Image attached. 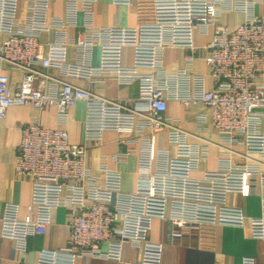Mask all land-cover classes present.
I'll return each instance as SVG.
<instances>
[{
	"label": "built area",
	"instance_id": "1",
	"mask_svg": "<svg viewBox=\"0 0 264 264\" xmlns=\"http://www.w3.org/2000/svg\"><path fill=\"white\" fill-rule=\"evenodd\" d=\"M52 1L0 0V117L12 105H54L58 111V125L34 118L21 126L15 170L32 183V201L25 218L17 203L6 204L2 235L25 249L31 235L46 232L58 208H68L69 214L67 243L44 248L36 262L24 264H76L85 256L121 260L125 244L142 246L149 240L153 198L164 202L162 244L205 222L249 225L251 235L263 239L264 15L256 8L264 0H153L152 22L108 27L95 24L98 0H66L64 15L51 13ZM223 12L241 13L244 19L230 26L219 21ZM80 13L84 19L77 35H66L69 26L79 24ZM43 31L57 34L52 45H77V60L61 63L58 74L50 71ZM196 31L212 35L201 46L203 55L194 53ZM97 45L100 61L94 64ZM127 45L133 48L131 65L123 60ZM171 45L191 49L176 72L164 62ZM196 58L209 65L210 82L206 73L195 71ZM14 70L22 73L15 85ZM107 73L120 83L137 82L138 94L126 99L102 94L96 83ZM70 76L86 79L88 86L71 82ZM79 101L86 103L81 143L71 140L66 127ZM172 101L197 111L193 129L168 112ZM107 130L118 133L124 148L102 156L92 168L86 163L88 146L102 143ZM162 132L165 146L159 143ZM136 149L135 187L126 191L123 172L109 162H126ZM214 152L217 167L195 175ZM248 186L260 195L259 215L228 203L231 192L243 194ZM242 264H257L256 257L244 256Z\"/></svg>",
	"mask_w": 264,
	"mask_h": 264
},
{
	"label": "crops",
	"instance_id": "2",
	"mask_svg": "<svg viewBox=\"0 0 264 264\" xmlns=\"http://www.w3.org/2000/svg\"><path fill=\"white\" fill-rule=\"evenodd\" d=\"M256 11L264 15V1L257 5ZM51 13L64 15L66 13V0H53ZM155 17L153 0H132L131 3H116L114 0H98L94 4V21L97 26H134L141 23L152 22ZM84 15L79 14V24L69 26L66 35L74 37L83 23ZM244 19V14L237 12H223L219 21L234 26ZM211 34L195 32L194 49L196 55L206 52L201 49L211 40ZM4 34L0 33V39ZM57 37L56 33L43 31L41 39L44 41V51L51 57L52 73H59V66L65 61H76L78 48L75 43L52 45ZM191 49L182 46H168L165 50L164 62L169 72H176L184 66L185 55ZM92 59L94 64L100 61V47L94 48ZM124 63H133V48L127 45L124 49ZM5 69H9L5 64ZM195 71L204 72L211 81L210 67L199 58L195 59ZM12 84L15 85L22 77L20 71H12ZM71 82L88 86L86 79L70 76ZM103 81L96 83L99 91L108 97L126 99L138 94L137 82L120 83L114 74L107 73ZM168 112L179 119L181 125L188 129L194 128V119L197 111L186 109L179 101H172ZM86 114L85 101H79L70 111L69 129L73 142L85 141L84 119ZM39 118L46 126L58 125V111L56 106H46L39 109L33 105H12L6 117H0V264H24L37 261L39 252L44 248H57L65 245L69 236L67 222L69 219L68 208L60 207L54 213L53 222L47 227L45 233H35L28 238L25 249L18 247L16 240L2 235V217L7 203H17L20 207V217L25 218L32 201V183L27 179H21L15 170L16 149L21 140V126ZM206 134V133H205ZM208 134V133H207ZM118 133L113 130L105 132L104 140L99 144H90L87 149L86 163L92 168L99 166L101 157L110 155L124 148L118 141ZM159 143L166 145L165 133L159 134ZM138 149L129 156L126 162L110 161L113 168H119L123 172V188L132 191L135 187V179L138 168ZM218 157L212 153L203 161L195 175H202L207 169L217 167ZM228 203L240 206L247 215H259L261 213V198L258 192L250 186L241 193L231 192L228 195ZM164 209V202L160 198H153L149 203V212L154 216L153 226L149 234V240L142 246L125 244L122 259L85 256L79 257L76 264H126L125 261H144L155 264H242L244 256L256 257L257 264H264V238H254L251 235L249 225L238 226L232 224H219L205 222L195 231H188L182 238L174 243H164L166 238V222L160 217ZM162 241L163 244L161 243ZM106 245L103 244V247Z\"/></svg>",
	"mask_w": 264,
	"mask_h": 264
}]
</instances>
